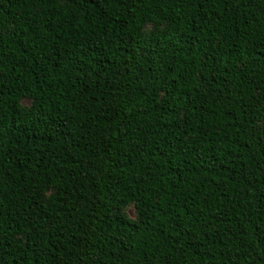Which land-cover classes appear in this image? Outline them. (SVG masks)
<instances>
[{
    "label": "trees",
    "instance_id": "trees-1",
    "mask_svg": "<svg viewBox=\"0 0 264 264\" xmlns=\"http://www.w3.org/2000/svg\"><path fill=\"white\" fill-rule=\"evenodd\" d=\"M0 264H264V0H0Z\"/></svg>",
    "mask_w": 264,
    "mask_h": 264
},
{
    "label": "rangeland",
    "instance_id": "rangeland-1",
    "mask_svg": "<svg viewBox=\"0 0 264 264\" xmlns=\"http://www.w3.org/2000/svg\"><path fill=\"white\" fill-rule=\"evenodd\" d=\"M24 104H26V105L30 104V100L25 99L24 100ZM128 213L130 214V216L134 217L135 216V210H134V208L133 207H130L128 209Z\"/></svg>",
    "mask_w": 264,
    "mask_h": 264
}]
</instances>
